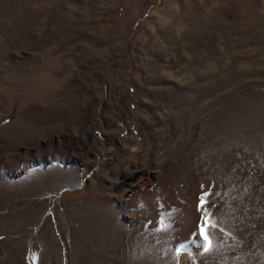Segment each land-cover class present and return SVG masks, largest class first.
Returning <instances> with one entry per match:
<instances>
[{"label": "rangeland", "instance_id": "1", "mask_svg": "<svg viewBox=\"0 0 264 264\" xmlns=\"http://www.w3.org/2000/svg\"><path fill=\"white\" fill-rule=\"evenodd\" d=\"M33 157L64 187L1 190L0 264H264V0H0V175Z\"/></svg>", "mask_w": 264, "mask_h": 264}, {"label": "crops", "instance_id": "2", "mask_svg": "<svg viewBox=\"0 0 264 264\" xmlns=\"http://www.w3.org/2000/svg\"><path fill=\"white\" fill-rule=\"evenodd\" d=\"M54 159L56 158H53V160ZM32 160L33 163L30 162L26 168L23 165L21 168L14 170V174L6 170L0 175V192L2 190L4 193L12 194L17 198L15 201L7 198L11 200V205L13 206H9L8 209L7 207L4 208L5 214L9 212L11 214L13 213V215H17L15 217H19V215L23 217L24 215L20 214L22 210L19 211L16 207L22 203H29V201H31V204L34 206L32 212L38 215V213L45 211V205L53 206L55 204H53V202H55L54 198L59 197L60 190L62 186L64 187L61 182L60 172L61 170L68 172L69 168H62L61 165H56L54 163L42 164L40 163L41 161H38L34 157ZM47 174L50 175L46 176ZM45 178L46 180H44ZM45 193L50 197L46 198L44 196ZM41 198L43 200H40ZM46 202L48 203L45 204ZM0 210L2 209L0 208Z\"/></svg>", "mask_w": 264, "mask_h": 264}, {"label": "snow or ice", "instance_id": "3", "mask_svg": "<svg viewBox=\"0 0 264 264\" xmlns=\"http://www.w3.org/2000/svg\"><path fill=\"white\" fill-rule=\"evenodd\" d=\"M209 195L210 192L207 191L202 193L200 197V203L197 206L198 211L203 212V215L201 217L202 223L199 226V234L201 239L204 241L203 249L205 252L209 251L213 246L212 240L210 239V230L217 227V224L215 223L211 212L206 207V205L208 204L207 198ZM166 219V216H162L161 220L159 221L162 230L169 228V224L165 222ZM179 251H181V249H177V252Z\"/></svg>", "mask_w": 264, "mask_h": 264}]
</instances>
